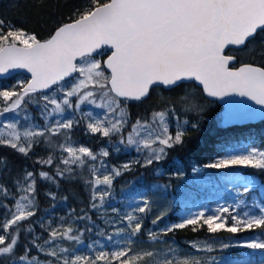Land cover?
I'll list each match as a JSON object with an SVG mask.
<instances>
[{
    "label": "snow or ice",
    "instance_id": "obj_1",
    "mask_svg": "<svg viewBox=\"0 0 264 264\" xmlns=\"http://www.w3.org/2000/svg\"><path fill=\"white\" fill-rule=\"evenodd\" d=\"M241 54L248 58L247 62H242ZM10 69H26L31 79L12 89L0 90V115L18 112L32 94L49 90L51 95L40 97L43 101L41 114L46 120L53 114L62 115L67 109L78 110L84 103L95 105L104 109L105 114L93 117L91 112L83 113L87 119L85 131L104 138L121 134L129 124L128 102H143L157 88L183 92L165 99L161 110L153 111L150 119H137L131 124L126 139L121 136V144L135 146L137 152L147 151L142 166L148 167L164 159L169 149L183 145L189 130H199L200 116L205 109L199 102L200 97L184 91L186 81L195 82L208 97L236 94L264 106V0H83L69 18L58 22L45 38L35 30L17 27L0 15V73ZM181 110L184 115H194L181 122L176 116ZM170 116L177 121L174 132L169 126ZM80 122L59 119L43 128L23 129L18 127V121L8 122L0 129V146L28 156L33 147L41 143L40 138L51 147L52 138L62 135L64 142L58 147L67 155L61 158L65 168L61 170L57 165L56 175L71 177L72 165L88 167L91 179L86 183L92 189L91 208L98 209L110 197L116 177L141 161L104 169L101 174L102 158L110 155L109 150L101 148L97 153L90 147H77L70 142L71 131ZM98 159L101 168L96 167ZM38 162L52 165L53 157L49 155ZM205 167H250L264 171V149L251 147L243 153L218 158ZM38 175L53 179L46 171ZM33 176V172H26V186H20L24 195L15 200L14 211L7 212L5 219L0 221V264H147L149 260L152 264H204L199 258L188 255L170 258L163 254L157 257L151 250L133 252L132 238L143 228L140 214L151 210L147 199L142 200V206L124 215L127 228H119L117 233L127 232L129 239L126 246L115 251H98L91 256L61 247L57 241L80 243L81 237L79 230L61 224L56 228L49 225L48 239L43 244H38L36 237L30 242L31 248L52 260L40 261L37 256H30L28 246L18 255L21 232L33 231L31 227H22L36 214ZM98 186H104V190ZM0 191L8 195L3 185ZM234 211L230 206H222L211 215L199 212L166 226L159 234L149 231L148 238L155 241L160 234L185 228L197 232L206 227L207 232L213 234L253 229L264 232V207L260 208L259 215L244 212L241 216ZM163 215L152 220V224H157ZM191 243L193 248L200 247L195 241ZM239 246L264 250V239H252ZM204 248L213 251L211 244ZM168 251L171 253L173 249ZM260 264H264V259Z\"/></svg>",
    "mask_w": 264,
    "mask_h": 264
},
{
    "label": "trees",
    "instance_id": "obj_2",
    "mask_svg": "<svg viewBox=\"0 0 264 264\" xmlns=\"http://www.w3.org/2000/svg\"><path fill=\"white\" fill-rule=\"evenodd\" d=\"M82 2L83 0H0V15L11 20L17 27L35 30L40 33L41 38H45L58 22L66 21L73 9ZM241 55L242 62H247L248 58L243 54ZM257 62H259V57H257ZM184 91H190L200 97L199 102L205 109L200 116L199 130H189L183 145L169 149L164 159L154 162L148 167L142 166L147 151L137 152L135 146L121 144V136L126 139L131 131V124L135 123L137 119H150L153 111L161 110L165 99H171L177 93L182 95L183 92L180 90L170 92L157 88L143 102H128L129 124L125 126L121 134L110 138H104L98 134H89L85 131L87 119L82 114L89 112L85 111L84 108L78 110L67 109L62 114V119H78L81 121L79 125L72 129L70 134V142L74 146H87L97 153L101 148H107L110 155L102 158V160L111 167L118 168L132 158L134 161H141V164L133 163L128 171H123L113 181L110 189L111 195L105 199V203L101 207L107 211L105 214L108 215V220H106L107 232L105 233L111 234L112 239L110 241L112 243L119 244L121 242L120 245L126 246L127 237L121 235L120 238L123 240L120 239L119 242L115 238L118 234L117 229L122 228L121 225L116 224L118 216L122 213L125 214L128 209L132 208V206H129L130 202L136 200L137 203L133 206L136 208L142 206L143 199H147L151 210L145 214H140L143 219V228L141 233L132 238L133 251L151 248L156 253L161 252L164 254L165 252L169 253V249H173L171 254L181 258L188 255L196 258L206 256L210 259L211 255L213 259L209 261L214 262V264H230L236 261L260 264L261 259H264V254H261L259 250L251 251V249L239 246L244 243L242 236L250 234L256 229L238 233L221 231L213 234L208 233L206 227L197 232H193L191 228H185L177 229L167 235L160 234L155 241L148 238L149 231L159 234L161 229L179 223L184 219L183 210L187 209V205L183 204L182 198L187 197L189 190L200 193V190L196 187L198 185L196 180L205 176H198L193 169L205 166L225 156L231 150L244 146L264 148V120L255 124L224 127L223 116L226 111L224 106L207 98L193 82L184 83ZM42 95L44 94H32L21 108V110L33 114L32 120L39 127L46 126L41 116L43 101L40 97ZM95 114L92 113V116L95 117ZM192 115L194 114L184 115L182 110L176 113L181 122L185 119H191ZM1 116L11 118L12 112L4 113ZM59 116V114L53 115L50 119L56 120V117ZM176 123L175 117L170 116L169 126L173 132ZM40 139L41 143L35 145L28 156H24L10 147L0 146V185L8 190L7 196L4 195L3 191H0V221L5 219L7 212L14 211L15 200L24 195V192L20 191V186H26V172H33V178L36 181V214L29 218V221L24 222L22 226L24 229L31 227L33 231L31 233L21 232L17 254H23L25 246L31 248L30 242L34 237L38 238V244H43L48 239L49 225L51 228H56L61 224L64 226L71 225L74 229L79 230L81 233L80 241L84 242L85 246L89 242L97 243L94 240L103 238V236L95 234L93 229L90 230V226L94 228L91 221L102 222V219L98 217L100 215L98 210L101 208H91L92 189L91 185L86 183L91 179L88 167L80 168L72 165L74 171L71 177L68 174L64 177L57 176V165L61 170L65 168L61 158L67 154L61 152L58 147L60 143L64 142V137L62 135L53 137L51 147L43 142V138ZM49 155L53 157L52 165L38 162L40 159H47ZM135 156H138V159ZM40 171L48 172L53 179L48 180L40 177L38 175ZM228 171L227 176L234 178L244 177L247 173L264 178V171L250 167L230 168ZM211 176L221 181L224 174L213 172ZM17 181H19V184ZM98 187L102 190V186ZM49 193L53 195H49ZM114 208L118 211L113 212L112 209ZM161 213L165 215L157 224L153 225L152 220L156 219ZM83 217H90V219ZM74 234L76 233L74 232ZM193 241H205V243L212 244L222 241L230 247L224 250L215 248V250L207 253L202 247L193 248L191 243ZM56 244L71 250L76 246V242L67 240L57 241ZM46 246L44 245L45 248ZM107 248L109 252L113 251L111 244ZM219 253L221 255H217ZM30 256H37L40 261L53 259L35 248H31Z\"/></svg>",
    "mask_w": 264,
    "mask_h": 264
},
{
    "label": "rangeland",
    "instance_id": "obj_3",
    "mask_svg": "<svg viewBox=\"0 0 264 264\" xmlns=\"http://www.w3.org/2000/svg\"><path fill=\"white\" fill-rule=\"evenodd\" d=\"M26 79L23 75H17L13 80H0V90L3 89H12L13 86L18 85L19 83H26ZM69 82V86H70ZM48 95H51V92L48 93ZM59 95V94H57ZM97 100L99 102V97H97ZM75 98H73V103H75ZM2 106V105H0ZM84 108L85 111L96 113L95 117H103L105 114V110L96 107L95 105H91L88 103H84L81 105L80 109ZM57 115V114H53ZM52 115V116H53ZM59 117H56V120L62 119L61 114H59ZM41 116L44 119V123L46 125L51 124L52 122H56V120H51L50 117L45 119V116L41 114ZM33 114L31 112H27L25 110H19L18 112H12V117H2L0 115V129L4 127V125L8 122H16L18 121V127L23 129L24 127L34 126L39 127L37 124H35V121L32 120ZM40 128H43L40 126ZM251 147L244 146L242 148L231 150L226 155H232V154H240L245 152L246 150L250 149ZM264 149V148H262ZM225 155V156H226ZM224 157V156H223ZM136 159H138V156H135ZM222 158V157H221ZM134 159L132 158L130 161H126L124 163L133 162ZM123 163V164H124ZM96 167L101 168V160L98 159V162L95 161ZM104 168L101 169V174L104 173V169H111L110 165H108L105 161H103ZM231 168H239V167H231ZM196 171H194L198 176L205 175L204 177L198 178L196 187L200 190V193L194 192L192 190H189L187 193V197L182 198V202L184 205H187V209L185 208L183 210L184 218H187L189 216L195 215L199 212H205L206 215L214 214L216 209L222 207V206H230L232 209H234V214L243 215L244 212H248L249 214H260V208L264 207V178L259 176H253L250 173L245 174L244 177L240 178H234L232 176H227L228 170L227 169H211L206 168L205 166H199L195 168ZM222 170V171H219ZM213 172H218L224 174L223 177H221V181H218L217 178L215 179L214 176H211ZM223 179V181H222ZM248 181H252V183H248ZM247 187L248 191L245 192L244 188ZM102 190H104V186H102ZM208 198H205V197ZM137 203L136 200L129 203V206H132V208L128 209L126 213L132 211L134 209V204ZM99 216H97L102 219V222L99 223L97 220L91 221L94 224V228L90 226V230L93 229L95 234L103 236V238H99L97 240V243L89 242L87 246L84 245V242L80 241V243H76V246L72 250H74L77 254L82 255H91L94 256L96 252L98 251H108L109 249L107 246L111 244V248L113 251L117 250L120 247H123L124 245H120L121 242L118 243H112L108 237L111 236L110 233H105L108 215L105 214L107 211L105 209H99ZM125 213V214H126ZM124 213L120 214L118 216V222L116 224L121 225L122 228H127V222L123 220V217L125 215ZM106 223V225H105ZM125 236L127 239H129V234L127 232H122L116 235L115 238L120 241V236ZM243 242L250 241L252 239H264V232H261L260 230H255L250 234H247L245 236H242ZM123 240V239H122ZM126 242V241H125ZM200 247L204 248V245L211 244L213 246V250L215 248L224 250L225 248L220 247L222 244H227L226 242L218 241L215 243H205V241L196 242ZM205 243V244H204ZM49 247V245L46 246V248ZM154 251L151 248L147 249H141L135 252H143V251ZM204 250H206L204 248ZM261 252V254H264V250L256 249ZM251 249V251H256ZM207 251V250H206ZM208 253V251H207ZM162 253L157 252V257H159ZM163 255H168L170 258L173 256L171 253L165 252ZM221 255V253L217 254ZM201 261L204 262V264H210V259H213L210 255V259L206 256L203 258H199ZM55 264V263H54ZM147 264H152V261L149 260ZM223 264V263H221ZM230 264H254L250 262H231Z\"/></svg>",
    "mask_w": 264,
    "mask_h": 264
},
{
    "label": "water",
    "instance_id": "obj_4",
    "mask_svg": "<svg viewBox=\"0 0 264 264\" xmlns=\"http://www.w3.org/2000/svg\"><path fill=\"white\" fill-rule=\"evenodd\" d=\"M104 59H106V57ZM17 75H23L27 77V81L31 79V74L28 73L26 69H10L6 73H0V80H8ZM185 83L192 82L186 81ZM49 92V90H43L38 93L47 94ZM205 96L210 100L216 101L220 105L224 106L226 110L223 116L224 127H232L242 124H255L264 120V106L257 105L255 101L250 100L248 97H241L236 94L222 98L208 97L206 94Z\"/></svg>",
    "mask_w": 264,
    "mask_h": 264
}]
</instances>
